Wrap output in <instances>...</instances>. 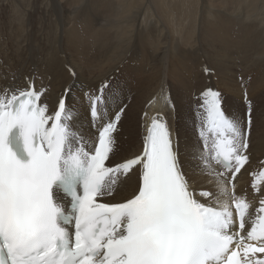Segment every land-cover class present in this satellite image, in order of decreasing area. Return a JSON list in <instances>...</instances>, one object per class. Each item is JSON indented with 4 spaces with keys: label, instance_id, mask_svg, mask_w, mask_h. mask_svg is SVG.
<instances>
[{
    "label": "snow or ice",
    "instance_id": "6c2138e0",
    "mask_svg": "<svg viewBox=\"0 0 264 264\" xmlns=\"http://www.w3.org/2000/svg\"><path fill=\"white\" fill-rule=\"evenodd\" d=\"M107 87L85 93L91 136L77 127L71 87L51 111L31 78L0 91V264H264V199L252 215L235 185L249 161L251 102L246 118L230 116L219 91L201 93L194 158L217 191H197L159 119L140 154L107 163L124 112L110 111ZM137 166L130 196L100 202ZM253 175L259 192L264 170Z\"/></svg>",
    "mask_w": 264,
    "mask_h": 264
},
{
    "label": "bare ground",
    "instance_id": "6f19581e",
    "mask_svg": "<svg viewBox=\"0 0 264 264\" xmlns=\"http://www.w3.org/2000/svg\"><path fill=\"white\" fill-rule=\"evenodd\" d=\"M187 2L0 0V91L27 88L31 78L37 90L47 89L41 102L48 103L51 111L65 88L71 87L67 102L78 116L77 127L91 136L85 93L95 92L106 81L110 111L124 107L114 134L116 150L107 163L140 154L152 121L159 119L169 127L192 187L211 192L217 191L216 183L201 173L199 160L194 158L200 145L196 129L199 97L209 88L219 91L226 114L245 118L250 101L249 161L235 185L236 194L246 198L251 205L249 213L254 215L264 199V181L257 195L252 186L253 173L264 170V39L235 36L234 17L229 20L227 11H240L247 4L261 6L264 0H203L208 32L167 36L165 28L174 29V16L186 11ZM21 11L28 13V22L19 18ZM188 17L192 18V13ZM69 19L78 24L69 23ZM39 20L46 22L44 33ZM50 23L61 32L51 33ZM143 27L146 31L140 36ZM249 46L251 49H246ZM243 55L246 57L241 59ZM138 184L137 166L121 177L113 195L100 198V202H120ZM257 257L264 258V254Z\"/></svg>",
    "mask_w": 264,
    "mask_h": 264
},
{
    "label": "rangeland",
    "instance_id": "374dc122",
    "mask_svg": "<svg viewBox=\"0 0 264 264\" xmlns=\"http://www.w3.org/2000/svg\"><path fill=\"white\" fill-rule=\"evenodd\" d=\"M188 2H189V0H188ZM188 2L185 3L186 4V11H184L181 15L179 14L177 16V18H176V15L174 16V19H175L174 20V29L172 31H170V29H168L167 25L165 24V26L167 27L168 30L165 28L164 33L167 32L168 33L167 36H178V35L179 36H200V35H205L206 32H208L207 28L205 27L206 19L204 18L207 10H206V7H205L203 0H192V2L189 4H188ZM47 3L48 2L45 1V4H47ZM227 5L230 6L229 4H227ZM234 6L235 5L232 4V7H234ZM21 12L22 13H19V18H21L22 20H26L28 22V20H27L28 19V17H27L28 13L24 12V11H21ZM190 13H192V15H193L192 18L188 17V15ZM227 14L229 16V20L232 19L233 17L235 19V17H236L235 20L234 19L231 20L235 24V28L232 29V32L234 33L235 36H260L259 37L260 41H261V39L262 40L264 39V5L255 6V5L247 4V5H244L240 11L231 9V10L227 11ZM21 15H22V17H21ZM233 15H235V16H233ZM251 15H255V17L252 19H247V16H251ZM237 16H239V17L237 18ZM25 18H27V19H25ZM53 19H54V21H56V17ZM43 20H44V16H43ZM193 21H194V24H193ZM72 22L74 24H78L77 21H73V20L69 19V23L72 24ZM57 23H59V24H57L59 26L60 21L59 22L57 21ZM193 25H194V29L192 28ZM38 26L40 29L43 27L42 31L44 33L45 27H46V22H43V24H42V21L39 20ZM48 27L51 28V29L49 28L51 33H53L54 31H55V33H56V31H57V33L61 32V29L60 28L55 29V26L52 23H50ZM145 31L146 30L143 27L141 29V35L140 36H144ZM25 32H27V31H25ZM25 32H23V33H25ZM40 35H42L41 32H40ZM263 42L264 41H262V43ZM246 49H251V47L249 46ZM245 57L246 56L243 55L241 59H244ZM257 194H258V192L255 191V195H257Z\"/></svg>",
    "mask_w": 264,
    "mask_h": 264
}]
</instances>
